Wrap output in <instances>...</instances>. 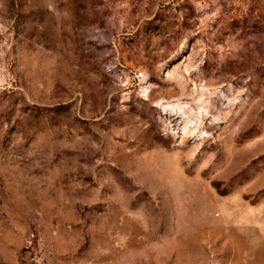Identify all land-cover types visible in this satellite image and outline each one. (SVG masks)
I'll return each instance as SVG.
<instances>
[{
    "label": "rangeland",
    "instance_id": "1",
    "mask_svg": "<svg viewBox=\"0 0 264 264\" xmlns=\"http://www.w3.org/2000/svg\"><path fill=\"white\" fill-rule=\"evenodd\" d=\"M0 264H264V0H0Z\"/></svg>",
    "mask_w": 264,
    "mask_h": 264
}]
</instances>
